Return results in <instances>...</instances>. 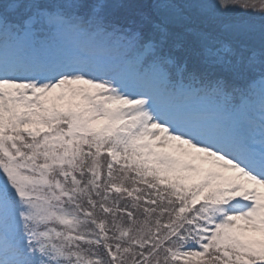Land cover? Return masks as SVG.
Masks as SVG:
<instances>
[{
  "label": "snow or ice",
  "instance_id": "6c2138e0",
  "mask_svg": "<svg viewBox=\"0 0 264 264\" xmlns=\"http://www.w3.org/2000/svg\"><path fill=\"white\" fill-rule=\"evenodd\" d=\"M0 264H264V0H0Z\"/></svg>",
  "mask_w": 264,
  "mask_h": 264
}]
</instances>
